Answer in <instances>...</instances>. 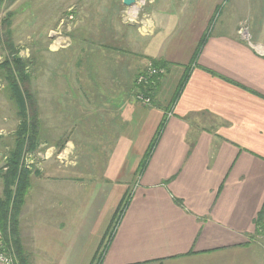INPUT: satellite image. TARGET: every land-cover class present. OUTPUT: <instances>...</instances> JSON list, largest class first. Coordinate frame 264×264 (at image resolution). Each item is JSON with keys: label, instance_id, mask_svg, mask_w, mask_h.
<instances>
[{"label": "crops", "instance_id": "1", "mask_svg": "<svg viewBox=\"0 0 264 264\" xmlns=\"http://www.w3.org/2000/svg\"><path fill=\"white\" fill-rule=\"evenodd\" d=\"M145 1L81 0L69 44L53 47L54 109L39 119L43 133L66 139L59 152L70 153L61 165L44 162L31 179L19 220L25 257L30 264H264V239L255 236L264 205V0ZM205 38L173 104L178 78ZM151 60L169 68L145 106L134 97L135 79ZM54 141L56 149L61 140ZM54 239L60 245L48 250Z\"/></svg>", "mask_w": 264, "mask_h": 264}, {"label": "rangeland", "instance_id": "2", "mask_svg": "<svg viewBox=\"0 0 264 264\" xmlns=\"http://www.w3.org/2000/svg\"><path fill=\"white\" fill-rule=\"evenodd\" d=\"M138 1L143 3V5L147 3L144 0ZM80 3L81 0H3L0 4V63L12 56H18L28 61L27 69L31 74V78L26 87L30 90L36 102L38 113L42 111L45 114H50L54 109L53 47L54 45L66 46L69 44L68 36L72 32L75 24L74 16L77 9L75 5ZM60 18H62V21ZM5 20L8 23H5ZM240 33L245 37L244 30H241ZM8 44H13V48L10 49ZM182 77L180 79L178 78L179 82L182 81ZM135 95L136 91L134 97ZM19 122L17 107L12 99L8 84L0 76V169L3 172H6L7 157L16 146L15 132ZM42 124L39 127L40 142L37 150L32 153H27L24 159L26 167L31 169L33 173L30 180L38 172L40 173L41 169H44V162L48 161L49 164L52 162V164H55V161L56 164L61 165L62 159H69L70 152L67 150L62 153L59 152L62 150L61 148L59 149V146H62L66 140L63 138V135H55L51 132L43 133ZM46 128L48 131L51 130L50 127L46 126ZM148 134L150 135L149 129H143L142 137L147 138L149 136ZM58 139L61 141L56 142L58 144H56V149H54V140ZM2 182L0 179V196L3 189ZM128 193L131 194L132 189ZM118 198H111L107 204V209L111 205H116L119 200ZM74 199L73 202H75ZM76 210L77 207H74L73 212ZM106 210L104 211L102 219L108 215ZM73 230L64 231L63 236L61 233L60 239L58 240L63 241L65 234L70 236ZM255 236L261 242V239H264V227L259 233H255ZM55 239L52 243H48V250H53L54 244L60 245ZM53 258H56V255Z\"/></svg>", "mask_w": 264, "mask_h": 264}, {"label": "trees", "instance_id": "3", "mask_svg": "<svg viewBox=\"0 0 264 264\" xmlns=\"http://www.w3.org/2000/svg\"><path fill=\"white\" fill-rule=\"evenodd\" d=\"M2 2L3 0H0V4ZM5 23H8V21L5 20ZM205 42L206 38L202 39L192 62L188 67H186L182 81L179 82V85L177 86L173 95V104L180 97L189 78L192 67L191 64L196 63L199 52ZM8 45L10 49L13 48V44ZM151 62L154 63V66L165 69V71H167L169 68L168 63L163 61L151 60ZM27 66L28 61L18 56H12L11 58L5 59L0 63V76H2L8 84V88L10 90L12 99L16 104L17 115L20 120L15 132L16 146L7 157L6 172H3V170L0 169V179L3 181V189L0 196V230L3 232L7 241H12L19 264H30L23 252V246L19 232V215L25 203V197L31 186L30 178L33 174L31 169L26 167L24 159L27 153H32L37 150L40 142V120L38 108L36 107V102L34 101L30 90L26 87L31 78V74L29 73ZM160 80L161 79H157L156 85L146 90L145 93L152 95V92L156 86L160 84ZM165 124L166 118L164 117L139 166L140 174L147 167V164L152 156V152L154 151L158 141L162 136ZM131 195L132 194L127 193L122 198L112 221V224L114 225L111 226V230L107 235V237L109 236L108 240L112 238L117 223L123 217V214L132 199ZM263 220L264 205L255 219L256 233H259L261 230H263ZM101 256L102 255L98 257L97 263L100 262Z\"/></svg>", "mask_w": 264, "mask_h": 264}, {"label": "built area", "instance_id": "4", "mask_svg": "<svg viewBox=\"0 0 264 264\" xmlns=\"http://www.w3.org/2000/svg\"><path fill=\"white\" fill-rule=\"evenodd\" d=\"M166 73L165 69L154 66L153 62H148L144 70L135 79L136 95L135 99L142 105H151L152 97L145 91L156 85L157 79H162ZM0 264H19L14 246L11 240L7 241L0 230Z\"/></svg>", "mask_w": 264, "mask_h": 264}, {"label": "water", "instance_id": "5", "mask_svg": "<svg viewBox=\"0 0 264 264\" xmlns=\"http://www.w3.org/2000/svg\"><path fill=\"white\" fill-rule=\"evenodd\" d=\"M136 0H123L125 6H132L134 5Z\"/></svg>", "mask_w": 264, "mask_h": 264}]
</instances>
